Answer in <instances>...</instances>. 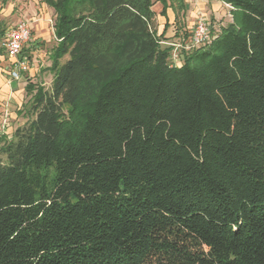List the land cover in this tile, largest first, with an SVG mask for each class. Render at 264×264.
I'll return each mask as SVG.
<instances>
[{"label": "trees", "instance_id": "16d2710c", "mask_svg": "<svg viewBox=\"0 0 264 264\" xmlns=\"http://www.w3.org/2000/svg\"><path fill=\"white\" fill-rule=\"evenodd\" d=\"M219 1L177 65L191 31L154 5L185 0H43L54 75L0 135V264H264V0Z\"/></svg>", "mask_w": 264, "mask_h": 264}, {"label": "crops", "instance_id": "0c3cea01", "mask_svg": "<svg viewBox=\"0 0 264 264\" xmlns=\"http://www.w3.org/2000/svg\"><path fill=\"white\" fill-rule=\"evenodd\" d=\"M185 1L188 6L187 12L184 16L181 15L177 22H175L176 14L172 8L168 9L167 16H163L161 15L163 8L162 4L156 2L154 5V10L156 11V28L159 34L165 32V37L168 38V41H178L183 31L187 29L192 31L194 23L199 15L206 16V18L208 15H211V17H221L223 13L227 12L226 7H230L228 4L219 0ZM42 5L46 10L50 9V11H52V17H47V15L45 17V15H42L41 19L35 24V28L31 26L34 33L32 32V39L26 45L25 49L32 47L28 55L31 59L33 58L34 64L30 66L29 71L23 74L21 79H13L11 77L12 62L4 50H2V52L0 51V135H8L10 138L13 137L14 131L23 126L28 119L25 110L32 96L27 91L28 83L45 84L41 82L40 66L44 64H40V62L46 55H49L47 56L49 61H45V67L48 68L50 72H53L50 68L53 63V53L57 43L55 46H50L49 44L53 43V38L57 41L54 33L53 21L55 11L45 2H43ZM49 21L52 22L51 28ZM0 27L2 28L1 24Z\"/></svg>", "mask_w": 264, "mask_h": 264}, {"label": "built area", "instance_id": "2783aa9c", "mask_svg": "<svg viewBox=\"0 0 264 264\" xmlns=\"http://www.w3.org/2000/svg\"><path fill=\"white\" fill-rule=\"evenodd\" d=\"M212 38V28L208 19L206 16H199L192 28L190 38L173 44L172 63L181 65L184 58L183 51L205 45ZM31 39L32 29L28 20H20L14 26L7 28L0 36V48L7 53L12 62L11 77L13 79H21L30 69V61L28 56L24 55V49Z\"/></svg>", "mask_w": 264, "mask_h": 264}, {"label": "rangeland", "instance_id": "374dc122", "mask_svg": "<svg viewBox=\"0 0 264 264\" xmlns=\"http://www.w3.org/2000/svg\"><path fill=\"white\" fill-rule=\"evenodd\" d=\"M42 3H43V0H8L6 3H3L0 0V24L2 28L7 29L11 26H14L20 20H28L32 28H35V24L38 22L39 19H41L42 15H45V17L46 15L47 17H50L52 15L51 13L52 11H50V9L46 10L43 7ZM226 8H227V12L223 13L221 17H215V16L211 17V15H208L207 17L211 25V28H212L213 37L214 36L216 37V35L220 32V29L222 26H225L229 22L232 21V17L229 12L230 7H226ZM53 21H55V15H54ZM49 24L51 28L52 22L49 21ZM155 26H156V23H155ZM32 32H33V29H32ZM53 40H54L53 43L49 44L50 46L56 45L57 41L54 38ZM31 48L32 47H29L28 49L26 48L24 52V55L28 56L30 59V66L34 64L33 58L31 59V57L28 55V53L31 52ZM47 56L49 55L44 56V58L40 62V64H44L40 66V77L42 78L41 82L45 83L44 84L45 87L50 89L52 86L53 72H50L49 69L45 67V61H49V58ZM69 58H70V55L64 56L60 60V63L61 64L65 63ZM8 138L10 137L8 136Z\"/></svg>", "mask_w": 264, "mask_h": 264}]
</instances>
